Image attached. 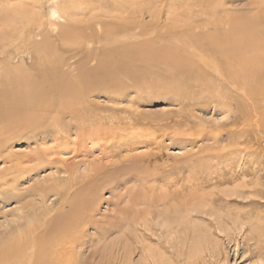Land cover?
I'll return each mask as SVG.
<instances>
[{"label":"rangeland","instance_id":"obj_1","mask_svg":"<svg viewBox=\"0 0 264 264\" xmlns=\"http://www.w3.org/2000/svg\"><path fill=\"white\" fill-rule=\"evenodd\" d=\"M181 6L176 10L180 20L173 14L171 19L169 11H165L168 8L162 18L156 15V19L146 13L115 16L127 20V25L132 28L143 26L147 29L144 36H134L132 43L136 44H142L148 38L156 39L160 31L187 29L190 25L225 17L224 14L212 17L210 11L193 12L195 9L188 11L187 6ZM258 6L255 0H228L221 9L228 10L227 15L254 18L264 14V9L260 12ZM96 14L100 13L90 14L82 20L92 24ZM11 49L0 46V59H4ZM96 52L98 56L95 52H87L89 56L85 55V58L86 52L79 53L70 62L72 69L83 63L84 68L88 62L84 70L98 67L104 53ZM147 60L142 61L143 64L141 61L133 63L132 77H122L121 91H117L121 86L117 77L106 81L99 74L95 78L99 80L91 88L92 93L89 90L85 96L91 114L80 125L65 118L61 125L51 127L46 122L48 119L43 120L45 115L41 119H37L40 115H35L36 119L15 125V130L12 127L8 128L9 132L3 131L6 149L3 153L5 161L0 160V175H3L0 241L14 233L15 228H25L37 220L36 207L42 206L43 198H47L48 207L55 209L52 216L58 212L71 215L73 208L69 202L72 196L62 199L54 193L44 195L46 192L41 191L46 184L52 185L54 179L67 178L58 170L60 162L66 161L68 165L78 166L84 182L92 168L105 165L122 169L110 180L103 179L96 203L90 201L92 196H86L87 204L78 211L79 216L86 214L85 227L79 232L80 241L84 242L79 250L82 264L90 258L87 264H190L192 260L193 264L195 261L197 264H264V134H260L262 139L259 137L253 146L244 144L246 150L238 152L234 147L231 149L227 137L213 141L212 137L227 123L229 113L208 95L203 94L205 98L202 99V93L200 96L197 89L183 91L184 86L181 88L176 73L173 74L169 67L175 70L173 64L152 57L149 65ZM78 69L74 73L72 70L73 77L77 76ZM35 120L37 126L32 129ZM115 135L120 137L113 138ZM40 150L43 153L35 156ZM28 157H33V161H26ZM15 159L22 162L25 169L16 179L11 175V167L17 163ZM54 161H58V165ZM71 195L75 197V192ZM190 255L194 257L190 259Z\"/></svg>","mask_w":264,"mask_h":264},{"label":"bare ground","instance_id":"obj_2","mask_svg":"<svg viewBox=\"0 0 264 264\" xmlns=\"http://www.w3.org/2000/svg\"><path fill=\"white\" fill-rule=\"evenodd\" d=\"M15 1L18 4H13ZM32 1L0 0V46L7 50L12 48L8 53L5 51L7 56L4 59H0V160L4 159L3 153L6 149V145L3 144L6 140L3 131L9 132L8 128L13 127L14 129L15 125L19 126L25 124L24 122L29 119H36L35 115H40L37 119L39 117L40 119L41 117L44 118L45 115L46 117L43 120L48 119L46 122H49L48 124L51 127L61 125L65 118H70L80 125L91 114L85 96L87 91H93L91 88L99 80H95L99 74L106 81H109L108 79L111 77V79L115 78L116 80L117 77L116 81L120 82L121 86H115L120 88L117 91H121L122 77H132L133 63L142 62L148 58L147 63L149 62L150 65L152 57H157L158 60L160 59L168 65L173 64L175 70H172L171 66L169 67L171 71H174L173 74L176 73L177 80L176 78L175 80L179 82L181 88L184 86L183 91L185 89L192 90L191 88L197 89L200 96L202 93L201 98L204 97L203 94L208 95L229 113L227 123L223 124L222 128L212 137L213 141L219 142L222 137H227L226 141L232 146L231 149L235 148L238 152V150L243 151L244 144H254L261 138L260 134H264L263 13L259 15L260 17L255 15L254 18L229 15V13L227 15L226 11L228 12V10L224 11L221 7L228 0ZM255 2L259 5V11L261 12L264 9V0H255ZM212 3L215 6H211ZM181 5L187 6L188 11H191L190 9H195L193 12L201 11V13L210 11L212 17L221 14H224L225 17L221 20L214 19V21H206L203 24L190 25L187 29L181 28L182 30L177 31L173 29L163 33L160 31L156 39L148 38L144 43L140 40L142 44L132 43V40L136 38L134 37L136 34L144 36L147 29L141 25L140 29L128 26L127 20L121 19L122 15L129 16L130 13L143 15L146 13L156 19V15L158 18H162L165 14L164 10L168 8L169 10L165 11H169L170 16L173 14L178 18L179 15L176 14V10ZM95 13L100 14H96L92 24L89 21H83L86 20V17H89L88 15ZM117 14L121 16H115ZM79 17L80 19H78ZM120 22L124 23L119 24ZM176 23L177 21H175ZM97 50L104 53L102 60L98 57L100 60L98 67L95 66L94 69L91 68L86 71L84 69H87L86 66L90 62L87 61L88 63L84 68V63L81 67L78 64L79 67L76 68L79 69L77 74L75 73L77 76L73 77L72 70L74 68L72 69L71 65L73 63H70L71 60L78 57L79 53L81 55L83 51L86 52L83 56L85 58V55L89 56L87 52H90V54L91 52L97 53ZM95 53L94 57H97L98 53L97 56ZM114 57L118 59L115 61ZM17 59L19 60L18 64L16 63ZM97 60L95 61L97 62ZM117 64L121 65L118 66ZM147 67L149 68L148 65ZM169 67H166V69ZM153 68L155 69V66ZM168 73L165 74L168 76ZM159 76L161 75L159 74ZM176 88L178 89V87ZM188 94L187 97H189ZM36 122L38 121L35 120V125H32V122L30 123L32 129H36L33 127L37 126ZM40 125L42 124L40 123ZM118 136L120 137V135ZM118 136L112 137L118 138ZM41 153H43L42 150L35 156L38 155L39 157ZM43 156L46 160V155ZM6 158L8 157L6 156ZM14 158L16 157L14 156ZM32 159L33 157H28L26 161ZM7 162H10V160ZM55 163L58 165V161ZM60 164L58 170L61 173L63 172L67 178L59 177L51 182L52 185L48 183L43 189H39L46 192V194L42 192L44 195L54 193L62 199L71 198L72 196L69 203H71L70 206L72 205L73 212L70 207L71 215L65 216L61 215L63 212L61 214H58V212L52 216L55 209L53 211V207H48L45 200L47 198H43V201H41L43 202L42 206L35 204L39 206L36 207L38 208L35 217L37 220L34 219L25 228H15L14 233L0 241V264H82L84 262L81 263L79 260V250L84 243L80 241L81 234L79 236V232L85 227L83 221L86 214L79 216L78 211L81 208L83 209L84 204H87L86 196H92V198H89L90 201L96 203L98 199L96 197H99L98 194L100 193L98 191L101 189L99 185L103 182V179L110 180L114 173L122 169L116 170V167L110 168V166L105 165L97 169L92 168L88 170L89 175L86 174L88 176L87 182H84L80 178L78 166L68 165L66 161H62ZM22 166V162H17L12 167L9 166L11 167V175H14L15 179L24 173L25 169ZM133 166H136V164ZM2 177L1 174L0 183H2ZM6 183L7 179L5 180ZM72 192H75V197L71 195ZM260 193L258 191V194ZM40 194L39 196L43 195ZM62 202L64 203V201ZM65 206H62V209ZM192 256L190 255V259ZM89 261H91V258ZM191 262L190 264H193Z\"/></svg>","mask_w":264,"mask_h":264}]
</instances>
